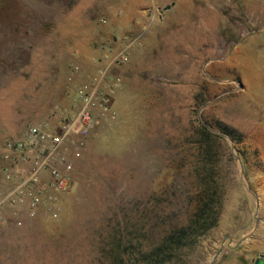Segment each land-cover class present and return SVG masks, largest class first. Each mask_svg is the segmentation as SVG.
<instances>
[{"label":"rangeland","instance_id":"rangeland-1","mask_svg":"<svg viewBox=\"0 0 264 264\" xmlns=\"http://www.w3.org/2000/svg\"><path fill=\"white\" fill-rule=\"evenodd\" d=\"M88 1L90 22L77 15L72 26L87 35L55 39L75 0H0L10 112L34 114L21 86L14 93L18 62L51 57L55 87L42 90L55 96L44 103L53 125L74 114V91L117 39L142 37L126 63L110 66L120 83L113 118L97 121L80 159L65 153L74 182L58 195L57 218L39 210L0 230V264H264V0H166L167 11L139 0L137 19L117 0ZM65 61L80 70L71 81ZM216 214L198 240L171 241L197 216Z\"/></svg>","mask_w":264,"mask_h":264},{"label":"built area","instance_id":"built-area-1","mask_svg":"<svg viewBox=\"0 0 264 264\" xmlns=\"http://www.w3.org/2000/svg\"><path fill=\"white\" fill-rule=\"evenodd\" d=\"M104 23V21H103ZM118 49L74 91L75 112L57 125H29L19 140H8L0 164V230L10 223L21 225L22 216L43 210L58 216V195L73 185V163L82 156L85 141L100 118H113L112 97L120 86L110 66L126 63L142 37L117 39ZM79 67H73L78 73ZM2 183L9 187L3 188Z\"/></svg>","mask_w":264,"mask_h":264},{"label":"crops","instance_id":"crops-1","mask_svg":"<svg viewBox=\"0 0 264 264\" xmlns=\"http://www.w3.org/2000/svg\"><path fill=\"white\" fill-rule=\"evenodd\" d=\"M116 1V0H115ZM126 0L125 4H123L122 0H117V2H120L119 5L116 7V10L119 11V13L126 14L128 13L131 18L137 19L140 14L138 13V10L141 5H145L143 1H128ZM152 5H156L158 3L162 4V8L167 6L166 0H152ZM150 4V3H149ZM65 12L63 13L65 16L64 19L59 21V25H56L53 31H51L50 35L51 38H61V39H73L75 37H83L87 34H84L83 31L78 32L77 30H73V24L75 22H79L76 18L77 15H81L83 18L81 20L82 23H89L90 22V4L88 0H75V2L70 4V7L65 6ZM66 24L63 25L61 23ZM18 51H20L18 49ZM37 51V50H36ZM5 53H9L7 51H2L0 55H4ZM37 53H34L33 58L31 59V63L28 67H26V63L18 62V65H24L22 69L19 70L18 80L17 76L14 77V93L16 87L19 85L21 86V99L23 103H26L27 97L28 99L33 102V110L34 114L30 117L28 114L22 111V113H17L14 107V112H10V101L9 99L5 98L8 97L7 95L10 94L9 90L6 89L5 86L8 85L10 74H9V68L7 66V63L0 59V143L1 139L4 136H13L19 134V137H11L10 140H19L22 138L24 131L28 125H53L51 124L52 116L55 117V113L52 112L51 108L46 109V104H50L54 99L55 96L54 93L50 92L49 96L46 94V87L52 88L55 87V81L56 76L55 72H57V64L54 60H52L51 57L46 58L45 61H40L37 59ZM51 55V53H50ZM69 60V59H68ZM68 61H65L63 65L60 66V71L62 73L63 77H67V80H72L73 78V68L71 71L68 72V69L66 66ZM19 68V66H18ZM49 70V71H48ZM48 73H45L47 72ZM66 80V82H67ZM69 82V81H68ZM5 88V89H4ZM29 88H33L32 91L26 90ZM16 101V98H15ZM44 110V111H43ZM43 112L46 113L47 120L45 121V118L43 119ZM53 113V114H52ZM51 118V119H50ZM45 122H44V121ZM28 122H32L33 124H27ZM27 124V125H26ZM8 141V140H7ZM258 150L261 152V157L264 161V143H260L258 145ZM5 153V149L1 147L0 144V162L2 163L3 155ZM264 201V198H263ZM264 206V203H263Z\"/></svg>","mask_w":264,"mask_h":264},{"label":"trees","instance_id":"trees-1","mask_svg":"<svg viewBox=\"0 0 264 264\" xmlns=\"http://www.w3.org/2000/svg\"><path fill=\"white\" fill-rule=\"evenodd\" d=\"M221 132L223 134L229 135L231 138H233L235 135V130L226 127L222 128ZM207 134H209V132H207ZM217 217V214L214 217H211L210 215L197 216L196 220L193 223L191 222V226L180 230V232H178L171 241L177 245L182 242L190 241V237H194V241L198 240L199 237L204 236L217 225Z\"/></svg>","mask_w":264,"mask_h":264},{"label":"water","instance_id":"water-1","mask_svg":"<svg viewBox=\"0 0 264 264\" xmlns=\"http://www.w3.org/2000/svg\"><path fill=\"white\" fill-rule=\"evenodd\" d=\"M170 7H171V6H169V5H168V6H165V7H163L162 11H167V10L170 9Z\"/></svg>","mask_w":264,"mask_h":264}]
</instances>
